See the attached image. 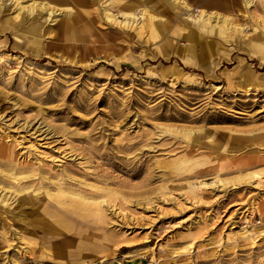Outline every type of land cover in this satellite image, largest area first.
<instances>
[{
    "label": "rangeland",
    "instance_id": "1",
    "mask_svg": "<svg viewBox=\"0 0 264 264\" xmlns=\"http://www.w3.org/2000/svg\"><path fill=\"white\" fill-rule=\"evenodd\" d=\"M185 1L171 45L139 8L35 40L0 21V158L75 178L17 202L0 173V264H264V0ZM201 8L238 30L189 39Z\"/></svg>",
    "mask_w": 264,
    "mask_h": 264
},
{
    "label": "bare ground",
    "instance_id": "2",
    "mask_svg": "<svg viewBox=\"0 0 264 264\" xmlns=\"http://www.w3.org/2000/svg\"><path fill=\"white\" fill-rule=\"evenodd\" d=\"M165 1L166 3L164 1L163 2H159V1L152 2V0H0V15H1L0 21H1L2 28H4L3 27L4 25L2 26L4 21L6 22L8 21L9 23H12L14 26V30L16 29V31L13 30V33L14 35H16V37L18 36L16 34L18 32V29L21 27L22 30L19 29L21 33L31 38V40H35L38 37H42L45 33L53 32V28L49 24V22L52 20L55 21L57 16H60L59 19L57 20L59 22L58 25L60 26V28H63L67 31L72 30L71 32L75 33L76 28L74 25L76 24V22H78L82 18H88V16L92 18V17H98L102 15L103 17L107 19L109 18L110 20L115 21L117 17L115 14L109 11L110 7L117 8L118 12H120L124 17V20H125L124 25H127V26L130 25L131 27V25H133L134 22H137L139 18L135 16V10L139 8L138 10H140L141 19L139 20L140 22L139 21L137 22L138 27L137 26L136 27L138 31H140L141 33L148 34L149 37H152L155 40L157 39H160V41L164 40V42H162L163 44L171 45L173 41L171 40L172 37L170 35H174L173 34L174 32L180 33V31L182 30L184 31V28L182 27L181 28L182 30H181L180 27H178V24L173 25V28L171 29L172 25L170 24V22L172 20V16L176 12L174 10L177 9L176 8L177 5L184 6V4H187V1L185 0H165ZM218 1H219L218 4L215 1L213 3L215 5H220L221 8H223L225 11H232L231 9H229V6L225 2H223L222 0H218ZM250 2H252V0H244V4L246 6ZM5 3H7L6 8H5L8 10L7 16H5V13H4ZM56 5L63 6L62 8H59V11L57 13H55L58 9L55 7ZM92 6H95V7H92ZM198 10H199V15H200V21H198V25L196 26V28H190L186 30L187 31L186 35H188L189 39H192V37L194 38V35H196L198 38L206 37L207 33H212V35L215 34V35L224 37L229 34L228 29L235 30V31L238 30V28L236 27L237 26L236 24L238 22H235L233 24L232 18L234 17V15H232L231 13L214 12L213 14H208L202 8ZM102 16H101V19H103ZM16 27H19V28L17 29ZM170 29H171V32L167 34V32H169ZM208 45L211 46L213 44L212 42H208ZM187 47L188 49H190L192 48V45L190 46V43L187 42ZM261 57H264V55H261ZM3 134H5V132H3ZM0 145L3 146L2 143H0ZM4 151L7 152L9 151V149L5 148ZM12 159L13 160L8 159V161L6 162L5 160L2 161V159L0 158V163L4 165L5 167L4 173L2 172L0 173L3 176L2 179L3 180L5 179L4 181H6L7 179L9 183H15V184L19 183L20 184L19 189L13 195L14 197L17 196L16 197L17 202H24V201L26 202L27 201L26 199H31L30 198L31 196H26V194H24L28 192V191H25L27 189H25L24 184L26 183V186H30V184H27L29 182L21 180V178L23 177H25L26 179L27 176L34 177L37 174L38 176H35L37 180L35 181H38V183L39 184L41 183V185L47 183L48 181L55 182L57 183V185H60L59 181L64 180L65 178L75 179L74 176L70 175L71 173H69L67 170H63L61 174L59 175L56 174L55 177L51 178L50 176H48V174H45L44 172H42L43 170L41 171L42 169L41 167H39L40 171H33L29 173L28 175H22L20 173L22 175L21 176L17 173L15 169V165H19L18 161H16L15 160L16 158L14 157H12ZM85 183L92 185L87 182ZM10 190L11 189H9V191ZM32 193H33L31 194L32 196H36L35 192H32ZM3 194L0 195V197L2 196V198L0 199V208L6 209L8 212L13 213L15 209L13 210L12 208L9 207L6 200H4ZM7 196H8L7 197L8 199V198H11L12 195L8 194ZM86 198L88 197L85 196V199ZM81 201L76 202L74 206H76L77 208H83L85 202H81ZM96 202H97L96 200H93V203H96ZM43 208L47 209L46 207H42V209ZM43 211H46V210H43ZM15 214H18V211H15ZM32 223L33 225H35L34 221ZM38 223H42V222H38ZM38 223L36 224L38 225ZM260 229L261 230L259 231L261 232L264 231L262 227H260Z\"/></svg>",
    "mask_w": 264,
    "mask_h": 264
}]
</instances>
